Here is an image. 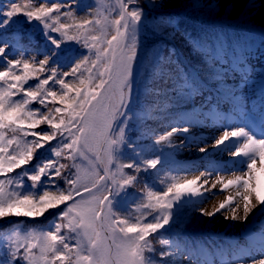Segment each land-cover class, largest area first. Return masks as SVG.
I'll return each instance as SVG.
<instances>
[{
	"label": "snow or ice",
	"instance_id": "obj_1",
	"mask_svg": "<svg viewBox=\"0 0 264 264\" xmlns=\"http://www.w3.org/2000/svg\"><path fill=\"white\" fill-rule=\"evenodd\" d=\"M169 2L147 0L141 6V0H117L108 14L98 12L81 19L71 4L46 0L36 6L13 3L0 12V29L23 15L26 22L42 26L47 44L30 57L21 50L20 58H10L11 45L0 37V220L55 218L48 229L21 233L14 227L11 233L0 235L6 241L7 264H163L173 255L168 250L172 242L158 234L171 227L175 209L193 198L203 202L217 185L220 192L234 189L235 195L226 196L212 211L200 208L201 216L221 214L226 220L247 222L252 215L264 214V116L259 135L247 126H238L223 128L213 138V152L244 166L234 167L232 178L225 179L219 174L223 169L211 164L191 179L173 175L163 190L146 184L137 204L139 215L120 214L117 206L127 190L137 185L139 174L156 171L163 164L159 155L142 154L127 135V125L139 94L136 70L143 60L138 34L146 19L144 8L162 10ZM192 7L199 5L193 3ZM207 7L215 10L220 5L210 2ZM235 7V2H229L224 10ZM244 7H255V0H248ZM114 11L117 15L110 19ZM164 23L171 31L156 30V34L174 39L179 21L167 17ZM68 42L85 51L79 55L65 52ZM190 42L194 53L203 54L199 42L191 38ZM173 54L169 49V57ZM38 55L43 58L37 60ZM158 59L162 62L164 57ZM179 83L186 92L196 88L186 73L180 75ZM214 83L218 91L226 89L224 95L239 101L227 80L215 79ZM149 91L157 97L162 94L160 88ZM192 127L187 122L173 125L153 143L173 149L192 147L186 140L179 144L172 140ZM125 147L133 153L126 161ZM196 147L203 154L209 151ZM41 150L50 151L54 158L34 163ZM214 173L217 179L209 186ZM58 181L66 187L61 188ZM154 238L161 245L158 253ZM259 244L264 248V235ZM233 264H264V252L250 262L235 259Z\"/></svg>",
	"mask_w": 264,
	"mask_h": 264
},
{
	"label": "trees",
	"instance_id": "obj_2",
	"mask_svg": "<svg viewBox=\"0 0 264 264\" xmlns=\"http://www.w3.org/2000/svg\"><path fill=\"white\" fill-rule=\"evenodd\" d=\"M40 2L41 0H0V12L8 10L13 3L23 7L25 4L36 6ZM46 2L71 4L78 19L91 18L98 12L108 14V9L116 7L117 4V0H46ZM146 3L147 0H141V6ZM193 3L198 4L199 7H192ZM209 3L208 0H178L177 5L172 8L162 10L144 8L146 19L138 34L139 54L143 60L136 74L139 94L131 105L132 118L127 125V135L138 148L142 149L144 156L159 155L163 164L156 171L139 174L137 185L127 190L128 195L122 198L117 206L121 215L126 212H132L133 215L140 214L137 212V204L143 199L142 190H145L146 184L153 190H163L171 182V176L179 174L182 178L186 175L185 166L172 160L169 161L164 154L165 151L173 150V148L154 145L149 141L170 130L171 126L182 124L190 117L200 115L192 107L191 101L193 96L200 97L201 83L196 82L194 76L200 77L204 83L215 84V79L223 83L225 81L223 71L232 70V60L237 56L243 57L245 53L252 54L256 50H264V27L258 25L250 8L245 7L239 16L228 17L229 11L218 15L216 9L207 7ZM116 15V11L112 12L110 19L115 18ZM167 17L179 21L174 39L171 37L164 39L163 36L156 34V30L171 31V27L164 23ZM41 29L42 26L38 22H26L23 15L14 17L7 27L0 29V37L8 40L11 45L8 51L9 57L11 58L12 55V58H20L21 50L27 57L35 55L37 51L42 52L47 44L41 35ZM190 38L202 45L203 54L193 52ZM234 48L239 52L236 53ZM169 49L174 50L171 57H169ZM11 50L14 54H11ZM64 50L77 55L85 51L75 42H68ZM160 56L164 57L162 62L158 59ZM36 58L39 60L43 57L38 55ZM0 70H3L2 67ZM63 70L68 69L65 67ZM183 73H186L187 77H190L196 84V88L191 92H186L184 85L179 83V77ZM42 75H47V73ZM29 83L35 84L36 81ZM150 88H160L162 94L157 97L149 91ZM201 97L204 99L203 96ZM33 107L40 106L33 105ZM137 142L142 144H137ZM123 152L125 161L133 156V153L126 147ZM48 158H54L52 153L48 150H41L39 158L34 163ZM83 163L86 164V162ZM58 183L61 188L66 187L62 181ZM197 200L198 198H193L191 202L185 201L176 208L171 227H167L158 234L169 238L172 242L168 250L173 255L164 260L163 264H176L181 257L196 255L200 248L207 253L215 245L220 244L218 237L208 234L213 218L200 215ZM140 211L148 210L141 209ZM54 219L53 216L38 220L23 217L5 218L0 220V235L11 233L14 227H19L21 233L31 228L48 229L51 228ZM5 243L6 241L0 240V264H7L9 259L4 247ZM153 245L158 253L161 245L155 238ZM156 258L158 259V256Z\"/></svg>",
	"mask_w": 264,
	"mask_h": 264
},
{
	"label": "rangeland",
	"instance_id": "obj_3",
	"mask_svg": "<svg viewBox=\"0 0 264 264\" xmlns=\"http://www.w3.org/2000/svg\"><path fill=\"white\" fill-rule=\"evenodd\" d=\"M177 2L178 0H170L167 8L176 6ZM208 2L220 5L216 9L218 15L225 11L224 5L226 3L235 2V9H229L231 15L228 14V17H234L243 13L244 4L248 3V0H208ZM249 10L253 12V18L257 21L258 25L264 27V24L261 23L262 19H264V0H255V7H251ZM245 55L242 57L243 62L232 61V70L228 74L224 73L228 83L232 84V88H235V92L239 94L240 99L238 103L243 106L245 112L235 110V106L229 102L228 96L219 93L217 89L212 87V84H203L202 93L207 99L202 100L200 97L197 102L193 101L195 103L194 107L200 110L202 118H191L187 121V123L193 125L190 132L178 134L172 138L176 144H179L181 140H186L188 144H192L193 146L189 147L185 145L183 149L164 152L168 159L182 162L188 166L186 169L187 173L182 178H194L211 164L223 169L219 174L224 175L225 179H230L233 176L232 169L234 167H244L243 164L229 159L225 154L213 152L212 144L213 138L220 135L223 128L247 126L254 131L256 127L253 121L259 118V94L264 91V50H256L251 55ZM247 62L250 64L247 65ZM243 63L246 64L243 65ZM241 65H243L242 68ZM136 71H138V68ZM228 113H230L229 116ZM260 132L258 131L256 134L259 135ZM156 139H153L152 142ZM196 145L207 147L209 149L208 153H200ZM236 174L240 173L236 172ZM216 179L217 174L214 173L210 179L209 186ZM220 187V185H217L216 189L206 193L203 202L199 198V209L204 208L212 211L226 196L235 195L234 189L220 192ZM225 215H230V213H225ZM212 218V226L209 230L210 232L221 233L223 235L225 239V243L223 242L224 247L222 249L218 248L217 252L211 250L210 254H206L199 249V252L195 256L181 257L176 264H233L235 259H244L250 262L251 258H259L261 253L264 252V248L259 244L260 235H264V214L257 213L252 215L247 222L226 220L221 214H217ZM256 229L259 233H256ZM234 236L235 238H233Z\"/></svg>",
	"mask_w": 264,
	"mask_h": 264
}]
</instances>
